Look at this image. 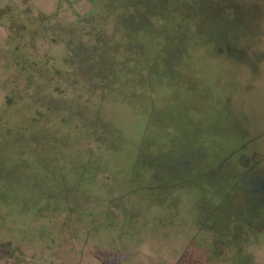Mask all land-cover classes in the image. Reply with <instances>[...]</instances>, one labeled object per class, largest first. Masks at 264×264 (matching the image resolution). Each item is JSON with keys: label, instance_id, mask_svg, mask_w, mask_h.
<instances>
[{"label": "rangeland", "instance_id": "obj_1", "mask_svg": "<svg viewBox=\"0 0 264 264\" xmlns=\"http://www.w3.org/2000/svg\"><path fill=\"white\" fill-rule=\"evenodd\" d=\"M0 264H264V0H0Z\"/></svg>", "mask_w": 264, "mask_h": 264}]
</instances>
